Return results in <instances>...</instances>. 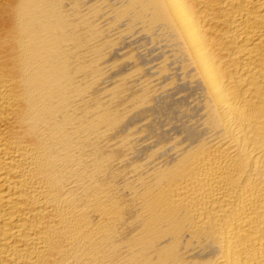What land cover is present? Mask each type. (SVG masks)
<instances>
[{"label":"bare ground","instance_id":"bare-ground-1","mask_svg":"<svg viewBox=\"0 0 264 264\" xmlns=\"http://www.w3.org/2000/svg\"><path fill=\"white\" fill-rule=\"evenodd\" d=\"M0 264H264V0H0Z\"/></svg>","mask_w":264,"mask_h":264}]
</instances>
